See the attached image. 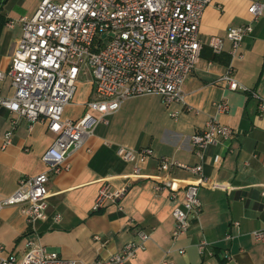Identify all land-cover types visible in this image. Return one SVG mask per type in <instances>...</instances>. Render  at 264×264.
<instances>
[{
	"label": "crops",
	"instance_id": "0c3cea01",
	"mask_svg": "<svg viewBox=\"0 0 264 264\" xmlns=\"http://www.w3.org/2000/svg\"><path fill=\"white\" fill-rule=\"evenodd\" d=\"M40 1L0 0V71L8 69L21 36L18 19L32 16ZM253 2L264 0H212L204 8L198 27L200 60L183 83V101L166 105L158 95L124 100L69 156L68 171L48 173L45 219L31 225L17 206L0 210V243L6 253L19 261L27 251V241L33 240L62 258L91 264L120 251L136 239L138 231H144L150 236L145 249L125 264H264V244L252 236L253 231L264 229V111L260 110L264 103V12L243 39L240 57H231L230 42L225 39L229 28L251 20L248 8ZM9 21H14L12 27L6 26ZM211 36L224 38L221 53L209 48ZM229 66L233 79L247 90H231L221 79ZM81 77L84 80L78 82L77 94L64 108V118H81L85 102L92 98V78ZM12 94L11 80L5 76L0 80V96ZM221 101L228 104L224 113L214 106ZM210 117L230 126L233 135L210 146L200 159L190 137L202 132ZM7 131H11V142L2 148ZM53 139L46 123L37 122L29 129L25 118L0 108V201L14 193L21 178L46 170L41 156ZM119 146L153 151L140 164L138 176L133 175V162L117 154ZM160 157L189 165L201 163L208 181L224 185L199 186L200 213L190 217L188 231L175 241L171 239L172 213L181 203L184 187L198 178L174 167L159 170ZM167 180L171 189L155 190L158 182ZM105 182L114 188L126 187L120 199L122 209L111 203L93 209ZM55 215L60 216L58 221ZM201 241L207 242L203 252L198 250Z\"/></svg>",
	"mask_w": 264,
	"mask_h": 264
},
{
	"label": "built area",
	"instance_id": "2783aa9c",
	"mask_svg": "<svg viewBox=\"0 0 264 264\" xmlns=\"http://www.w3.org/2000/svg\"><path fill=\"white\" fill-rule=\"evenodd\" d=\"M212 0H41L32 16H22L21 36L10 65L0 71V80H11L13 94L0 96V108L7 109L27 120L29 129L46 123L54 134L52 144L42 154L46 170L18 181L16 190L0 201L5 206H17L27 223L33 225L46 218L48 206V173L68 171L69 156L81 148L93 134L94 127L106 122L121 103L132 97L158 95L166 105L183 101V83L196 68L202 43L198 27L204 8ZM248 12L251 20L231 27L225 39L230 42L231 57L241 55L243 39L252 33L253 23L264 12V3L253 2ZM14 21L6 23L12 27ZM224 38L211 36L208 46L214 54L222 52ZM229 66L221 78L231 90H247L231 76ZM90 73L93 82L92 98L85 102L86 111L77 120L63 117L64 108L71 103L78 79ZM216 111L228 109L226 101L214 104ZM264 111V103L260 104ZM175 117V113H173ZM11 131L4 133L2 148L11 142ZM233 135L230 126L210 117L200 133L191 135L194 153L203 159L210 146ZM117 154L133 162V175L140 174V164L153 156L150 148L131 149L119 146ZM159 170H185L198 178L182 192V200L172 213L174 225L171 239L177 240L190 227V217H198L201 204L200 185L224 187L208 181L202 164L189 165L168 157H160ZM170 181L158 182L155 190L171 189ZM226 188V187H225ZM126 187L114 188L105 182L99 188L93 209L111 203L122 209L120 199ZM264 196V191L261 193ZM171 196L176 197L172 190ZM59 215L54 220L58 221ZM253 239L264 244V229L253 231ZM96 240H100L95 235ZM226 238H230L226 236ZM149 234L138 231L136 239L126 242L120 251L91 264H125L144 250ZM206 241L198 244L203 252ZM27 251L21 260L6 253L0 243V264H86L77 259L62 258L56 251L28 240ZM182 253L183 250L180 249ZM167 264V263H163Z\"/></svg>",
	"mask_w": 264,
	"mask_h": 264
},
{
	"label": "rangeland",
	"instance_id": "374dc122",
	"mask_svg": "<svg viewBox=\"0 0 264 264\" xmlns=\"http://www.w3.org/2000/svg\"><path fill=\"white\" fill-rule=\"evenodd\" d=\"M87 77H91V75H90V73H87ZM79 81L78 82H81V81H83L84 80V78L82 79V77L80 78V79H78ZM79 84V83H78ZM78 89H79V87H78V85H77V91H76V93H75V95L77 94V92H78ZM74 99V98H73ZM73 101V100H72ZM71 101V102H72ZM64 111H65V109H64ZM63 115H64V112H63Z\"/></svg>",
	"mask_w": 264,
	"mask_h": 264
}]
</instances>
